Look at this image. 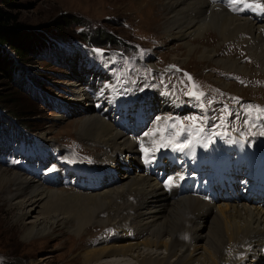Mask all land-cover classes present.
<instances>
[{
	"label": "rangeland",
	"instance_id": "1",
	"mask_svg": "<svg viewBox=\"0 0 264 264\" xmlns=\"http://www.w3.org/2000/svg\"><path fill=\"white\" fill-rule=\"evenodd\" d=\"M13 1L16 5L14 13L22 25L31 30L50 32L58 50L52 49L41 60L20 63L25 76L22 79L16 77V85L11 79L0 76V95L14 101L13 104L9 101L8 109L0 106V169L67 193L82 187L73 178L93 181L111 178L107 174L97 178L75 170L76 166L82 165L101 174L107 167V160L102 156L105 145L90 142L96 140L86 139L78 133L77 122L84 114L75 101V85H81L92 99L89 102L91 110H97L101 102L108 105L119 90L134 98L142 89L145 93L167 97L161 109H154L148 124L140 126L137 137L141 141L137 144L210 142L219 130L239 135L250 144L256 140L264 141L262 54L250 52L254 58L245 44L237 45L232 40L222 43L218 37L208 34L199 42L219 46L216 57L236 59L238 66H244L243 72L224 70L196 57L184 66L174 61L176 57L185 59L189 48L184 40L172 36L173 33L169 34L164 27L171 0ZM207 1L228 12L225 1ZM242 1L246 7L255 4L253 0ZM260 2L264 3V0ZM63 24L64 32L56 31L54 25ZM97 30H106L121 42L101 47L81 34L85 32L91 36ZM190 40L197 44L194 37ZM11 55L15 57L13 53ZM30 76H38L39 80L31 83L26 79ZM41 94H46L47 100L40 99ZM160 103L155 101L149 105L146 102L144 108L149 111V106L156 108ZM8 110H15L24 117ZM123 125L129 132L128 123ZM138 147L136 157L145 161L149 150L145 145ZM158 204L162 205V202ZM19 216V209L11 207L1 195L0 257L10 259L13 256L15 263L85 264L82 250L116 233L114 223L102 215L106 222L88 227V233L84 235L79 236L76 226L67 223V229L53 235L25 239V231L35 221V213L25 219H19ZM117 257L123 264H134L131 257Z\"/></svg>",
	"mask_w": 264,
	"mask_h": 264
},
{
	"label": "bare ground",
	"instance_id": "2",
	"mask_svg": "<svg viewBox=\"0 0 264 264\" xmlns=\"http://www.w3.org/2000/svg\"><path fill=\"white\" fill-rule=\"evenodd\" d=\"M222 1L228 12L207 0L169 2L164 27L189 48L185 59L174 61L184 66L196 57L224 70L243 72L236 59L216 57L219 46L199 42L208 34L222 43L245 44L249 53L260 52L264 61V3L253 0L254 6L246 7L242 0ZM73 89L84 114L77 122L78 133L105 145L102 156L107 160L101 174L82 165L75 170L111 178H73L82 187L67 193L0 169V196L19 209V219L35 213L25 239L53 235L67 229V223L84 235L88 227L104 224L105 215L116 233L85 247L81 252L85 264H123L117 256L131 257L134 264H264V141L250 144L219 130L210 142L137 144L141 140L136 134L151 114L142 119L136 109L146 102H162L152 113L162 108L167 97L142 89L133 99L119 90L108 105L101 103L91 110L92 99L81 85ZM124 122L129 125L127 133L121 131ZM139 145L149 150L145 161L136 157Z\"/></svg>",
	"mask_w": 264,
	"mask_h": 264
},
{
	"label": "trees",
	"instance_id": "3",
	"mask_svg": "<svg viewBox=\"0 0 264 264\" xmlns=\"http://www.w3.org/2000/svg\"><path fill=\"white\" fill-rule=\"evenodd\" d=\"M15 6L13 0H0V76H4L8 80L11 79L16 85L17 82L15 78L18 77L22 79L25 76L24 70L19 67L20 63L28 64L32 63L34 59H37V61L41 60L44 54H49L48 52L52 49L57 51L58 48L52 40V34L46 32L47 30L35 31L22 25L19 16L14 13L16 9ZM78 26H81V24L78 23ZM54 27H56V31L59 33L64 32V24L63 26L54 25ZM93 33L94 34L91 36H88L85 32L81 34L85 39L88 38L90 43H96L101 47L116 45L121 42L119 38L106 30H97ZM61 36L65 37V35ZM11 53H13L15 57H13ZM21 72H23L22 75L20 74ZM38 78V76H35V78L34 76H30L26 79L34 82V80H39ZM36 94L37 92L35 93V98ZM44 95L46 94H41L40 99L47 100L48 96L46 95V97ZM9 101H11V104L14 103L11 98L0 95V106H2V108L8 109L6 106L8 107ZM8 111L12 114L15 113V115L17 114L20 117H24V115L21 116L15 110H12L14 113L11 110ZM14 259L13 256H10V259L0 257V264H21L15 263L16 261ZM22 264L27 263L24 262Z\"/></svg>",
	"mask_w": 264,
	"mask_h": 264
},
{
	"label": "snow or ice",
	"instance_id": "4",
	"mask_svg": "<svg viewBox=\"0 0 264 264\" xmlns=\"http://www.w3.org/2000/svg\"><path fill=\"white\" fill-rule=\"evenodd\" d=\"M189 79H191V77H189ZM193 95H195V94L193 93ZM200 95L202 96L203 93H200ZM192 119H195V117H193ZM172 127H174V125ZM145 135H148V133H145ZM183 147H184V145H180L181 150L183 149Z\"/></svg>",
	"mask_w": 264,
	"mask_h": 264
}]
</instances>
